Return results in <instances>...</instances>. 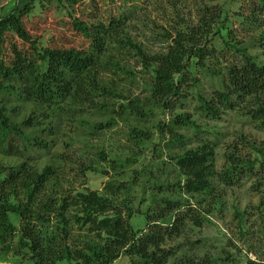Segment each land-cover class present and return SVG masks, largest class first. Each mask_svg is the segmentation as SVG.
I'll list each match as a JSON object with an SVG mask.
<instances>
[{
  "label": "trees",
  "instance_id": "1",
  "mask_svg": "<svg viewBox=\"0 0 264 264\" xmlns=\"http://www.w3.org/2000/svg\"><path fill=\"white\" fill-rule=\"evenodd\" d=\"M67 1L73 5L79 0ZM250 4L252 16L260 10L264 14V0H250ZM31 10L29 4L17 14L10 12L0 16V153L21 158L20 163L14 165L0 162V255L25 252L31 264H112L124 252L136 258L132 264H167L175 249L164 243L179 235L184 220L199 225L202 219L192 214L191 209L166 215L165 210L177 211L186 200L158 197L160 188L177 196H202L212 192L214 181L235 186L242 180L253 179L252 190L264 191V161H259L264 154V141L258 146L244 135L239 136L238 143L248 151L244 152V147L237 142L228 144L223 153L224 162L218 169L214 163L215 143L198 137L201 126L188 113L174 114L167 123L158 121L155 125L159 137L179 151L169 156L179 178L171 185L162 182L156 186L159 190L152 194L153 202L157 196V203L165 210L154 217L161 219L157 223L155 219L150 220L148 213L142 214L147 222H154L146 230L133 227L130 219L139 211L133 209L127 194L119 196L122 190H130L134 182L112 178L104 184V191L86 189L66 193L46 188L58 178L60 169L56 162L66 156L59 154L39 169L24 158L34 150L47 154L54 144L58 124L64 121L62 116L70 123L85 109L109 115L104 123L79 119V127H89L86 145L91 137L115 124V118L132 117L145 124L147 116L153 114L151 105L159 104L162 110L174 109V104L187 96L189 82L196 80L189 77L191 58L195 59V64L204 66L206 58L214 52L203 42L211 33L212 25L218 22L221 10L210 13L206 9L198 25L166 33L170 41L167 50L153 54H147L123 35L125 10L95 21L83 20L69 11L68 19L63 22L64 31L60 35L52 34L44 46L40 45L41 35L27 28L25 18ZM113 50L134 53L145 70L153 67V76L147 83L148 97L125 96L118 89L113 77L118 76L124 66ZM110 73L111 77H104ZM12 98L20 104L34 105L29 115L16 120L17 107L7 105ZM112 99L120 100L117 108L109 104ZM198 100L197 112L207 119H217L224 111H237L248 115L264 129V63L244 51L241 61L228 68L222 88L213 91L209 98L199 97ZM130 128L127 139L136 148L135 153L110 159V168L116 174H121L135 161L137 151L144 148L154 134L137 123ZM188 128L194 129L192 134L196 136L197 145L192 147L189 137L180 131ZM95 154L102 162L109 159L103 147ZM81 166V174L97 173L91 163L83 161ZM142 171L149 175L152 172L149 166ZM140 174L134 171L132 179ZM150 181L155 184L156 179ZM11 213L18 216L19 225L12 221ZM72 225L86 228V235L74 240ZM77 241L81 244L74 245ZM171 264H212V260L181 255Z\"/></svg>",
  "mask_w": 264,
  "mask_h": 264
},
{
  "label": "rangeland",
  "instance_id": "2",
  "mask_svg": "<svg viewBox=\"0 0 264 264\" xmlns=\"http://www.w3.org/2000/svg\"><path fill=\"white\" fill-rule=\"evenodd\" d=\"M29 4L32 10L25 18V22L30 32L41 35L40 45H46L52 34L60 35L64 31L63 22L68 19L67 12L69 11L74 12L75 16L83 20L95 21L125 10L127 18L123 35L137 43L147 54L165 52L170 45L166 33H174L176 30H186L188 27L198 25L206 9H209L210 13H217L221 10L218 22L212 25L211 33L203 42L204 46L214 49V52L211 57L206 58L204 66L195 64V59L191 58L189 77L196 80L189 82L191 86L190 89L188 86L187 96L175 103L174 109L162 110L159 104L151 105L153 114L147 116L145 124L137 122L132 117L115 118V124L91 137L86 145L85 141L88 139L86 134L89 132V127H79V119L90 123H104L109 115L85 109L82 115L77 116L75 122L70 121V123L66 122L65 115L62 116L64 121L58 124L56 136L53 137L54 144L47 154L34 150L24 158L30 165L39 169L54 161L55 156L59 154L66 156L56 162V167L60 169L58 178L56 177L57 180L47 185L46 188L60 189L66 193L86 189L104 191V184L112 178L126 183L134 182L130 190L127 192L122 190L119 196L123 197L125 194L129 196L133 209L139 211L138 214H133L130 221L136 230L143 231L151 223L159 222L161 219L154 217L164 212L162 211L163 205L157 203V196L153 202L152 194L159 190L156 186L162 182L171 185L179 178L169 158L175 153L174 151H179L168 146L166 139L159 137L155 127L158 121L167 123L174 114L188 113L201 126L202 131L197 132L198 137L202 141L215 143L214 163L218 169L224 162L223 153L228 144L237 142L238 145L244 147L242 143H238L239 136L244 135L258 146L264 141V129L257 126L248 115L242 112L224 111L217 119H207L197 112L198 98H209L213 91L222 88L223 78L228 68L241 61L244 51L253 59L264 63V14L260 10L252 16L250 0H79L73 5H70L67 0H0V16L10 12L17 14ZM247 15L248 19L245 18ZM112 52L118 56L120 64L124 66L122 71H118L119 75L113 77L119 85L118 89L125 96L148 97L147 83L153 76V67L145 70L141 59L127 50H113ZM105 75L104 77L112 76L111 73ZM9 101L7 103L9 107H17L16 120L29 115L34 107L31 103L20 104L15 98ZM109 102L111 106L115 104L117 108L120 100L112 99ZM136 123L141 125L143 130L154 132V134L146 142L144 148L137 151L135 161L121 174H116L110 168V159L122 158L135 153L136 148L130 144L127 133ZM187 130L180 129L186 133L187 138L189 137L188 140L192 143L189 146L197 145L194 140L196 136L192 134L194 129L188 128ZM68 142L71 143L66 146ZM101 147L109 155V159L105 162L100 161L95 154ZM247 149L244 147L243 151H248ZM252 155L256 156V153ZM20 161L21 158L0 153V162L3 165H14ZM83 161L91 163L97 173L81 174L79 168L82 169ZM259 161H264V154L259 157ZM147 166L152 171L151 175L142 171ZM134 171L141 172L136 179H132ZM153 178L156 179L155 184L150 181H153ZM252 183L253 179H245L239 185L226 186L214 181L212 192L202 196H187L186 194L177 196V193H167L160 188L161 194L158 197L164 195L180 201H182L180 197H184L183 200H186L182 202L183 205L177 211L170 212L164 209L166 215L172 216L183 209H191L189 211L192 214L202 219L199 225L188 219L184 220L179 235L164 243V246L175 249L174 256L168 260L167 264H171L173 259L181 255L193 259L208 257L212 260V264H264V191L262 193L253 191ZM144 213H148L151 221L155 219L154 222L150 220L147 222L142 215ZM10 216L12 221L19 225L18 216L14 213ZM71 232L74 240H77V237L82 238L86 235L87 229H79L77 225H72ZM16 241L15 237L12 242L14 246ZM80 244L78 241L74 243V245ZM28 257L25 252H22V255L10 252L6 256L0 255V264H31ZM133 259L136 258L121 252L112 264H132Z\"/></svg>",
  "mask_w": 264,
  "mask_h": 264
}]
</instances>
